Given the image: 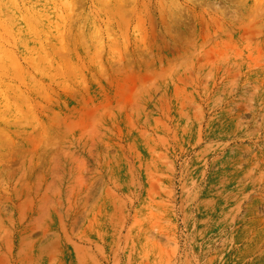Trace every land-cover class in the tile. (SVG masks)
<instances>
[{
  "label": "rangeland",
  "instance_id": "obj_1",
  "mask_svg": "<svg viewBox=\"0 0 264 264\" xmlns=\"http://www.w3.org/2000/svg\"><path fill=\"white\" fill-rule=\"evenodd\" d=\"M0 264H264V0H0Z\"/></svg>",
  "mask_w": 264,
  "mask_h": 264
}]
</instances>
